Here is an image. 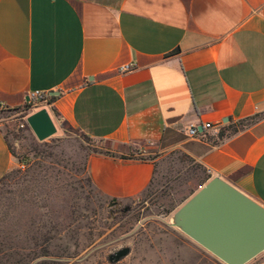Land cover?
Wrapping results in <instances>:
<instances>
[{
  "label": "crops",
  "instance_id": "obj_1",
  "mask_svg": "<svg viewBox=\"0 0 264 264\" xmlns=\"http://www.w3.org/2000/svg\"><path fill=\"white\" fill-rule=\"evenodd\" d=\"M34 91L60 92L34 112L98 144L104 197H140L182 162L190 197L220 176L264 206V0H0V105ZM12 137L0 123V183L25 163ZM188 241L182 264H224Z\"/></svg>",
  "mask_w": 264,
  "mask_h": 264
},
{
  "label": "rangeland",
  "instance_id": "obj_2",
  "mask_svg": "<svg viewBox=\"0 0 264 264\" xmlns=\"http://www.w3.org/2000/svg\"><path fill=\"white\" fill-rule=\"evenodd\" d=\"M34 109L0 110L26 164L0 183V264H113L123 248L130 254L116 264H182L191 256L188 237L169 219L193 192L195 165L180 162L175 175L135 199H108L88 174L98 144L60 127L39 141L26 123ZM260 256L248 264L262 263Z\"/></svg>",
  "mask_w": 264,
  "mask_h": 264
},
{
  "label": "water",
  "instance_id": "obj_3",
  "mask_svg": "<svg viewBox=\"0 0 264 264\" xmlns=\"http://www.w3.org/2000/svg\"><path fill=\"white\" fill-rule=\"evenodd\" d=\"M26 122L41 142L58 132L47 108L33 112ZM169 223L224 264H248L264 253V206L220 176L193 194ZM129 254V248L120 249L110 262L116 264Z\"/></svg>",
  "mask_w": 264,
  "mask_h": 264
},
{
  "label": "built area",
  "instance_id": "obj_4",
  "mask_svg": "<svg viewBox=\"0 0 264 264\" xmlns=\"http://www.w3.org/2000/svg\"><path fill=\"white\" fill-rule=\"evenodd\" d=\"M132 67H133V65H126V66H122L119 70L121 72H126V71H130L132 69ZM50 97H51V95L48 94V93H44V92H40V91L31 92L28 95V100L26 102V108L28 106L30 108H36L40 104L45 103ZM5 109L6 108H4L2 105H0V110H5ZM24 126L25 125H22V127H24ZM211 128L215 129V127L213 125H211V124H206L204 126V129H211ZM187 134L191 138H197L199 136V134H200L198 126L197 125H191L187 129ZM25 168H26V164L22 163L21 169H25Z\"/></svg>",
  "mask_w": 264,
  "mask_h": 264
},
{
  "label": "trees",
  "instance_id": "obj_5",
  "mask_svg": "<svg viewBox=\"0 0 264 264\" xmlns=\"http://www.w3.org/2000/svg\"><path fill=\"white\" fill-rule=\"evenodd\" d=\"M50 99L53 100L54 97H50ZM26 109L29 110L30 107L28 106ZM251 121H254V119H252ZM236 132H237V130L234 129V130L232 131V134H234V133H236ZM218 135H219L220 138H222V137L224 136V134H223L222 132H220Z\"/></svg>",
  "mask_w": 264,
  "mask_h": 264
}]
</instances>
